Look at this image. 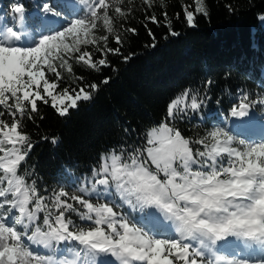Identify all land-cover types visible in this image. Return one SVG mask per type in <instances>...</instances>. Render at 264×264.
Masks as SVG:
<instances>
[{"label":"snow or ice","instance_id":"snow-or-ice-1","mask_svg":"<svg viewBox=\"0 0 264 264\" xmlns=\"http://www.w3.org/2000/svg\"><path fill=\"white\" fill-rule=\"evenodd\" d=\"M130 2L63 0L62 11L43 0L30 23L18 0L11 5L17 23L0 26V264H264V135L245 136L228 124L231 117L243 125L257 112L264 122V91H241L224 123L194 139L161 122L145 132L143 150L102 154L70 191L60 185L44 195L30 179L34 171L22 168L34 147L25 121L43 119L38 102L64 117L92 99L97 84L70 89L61 82L84 79L74 65L96 72L110 66L108 54L119 55L127 33H137L120 23ZM142 2L151 8L154 0ZM195 4L208 15L205 0ZM184 12L194 27L193 11ZM206 99V91L185 90L168 104L166 119L198 113ZM124 205L140 216L121 211Z\"/></svg>","mask_w":264,"mask_h":264},{"label":"trees","instance_id":"trees-1","mask_svg":"<svg viewBox=\"0 0 264 264\" xmlns=\"http://www.w3.org/2000/svg\"><path fill=\"white\" fill-rule=\"evenodd\" d=\"M16 2L0 0V19L8 26L17 23L11 11ZM42 2L23 0L30 23L38 19L36 5ZM52 3L68 11L63 0ZM164 3L166 6H159L160 0H154L151 8L140 0L126 3L124 7L130 12L120 23L137 33H127L121 53H109L110 66L99 72L74 65L76 75L84 79L61 82L70 89L97 84L92 99L79 101L64 117L38 102L43 119L25 121L34 147L22 168L34 171L30 179L37 181L42 194L51 195L60 185L70 191L77 186L74 181L83 183L104 153L121 148L126 152L143 150L145 132L161 122L174 124L182 135L194 139L212 127L217 116H228L231 102L241 91L252 95L264 91V0H205L207 16L195 11V0ZM185 7L193 11L194 27L187 25ZM32 11L37 15H29ZM152 15L160 23L147 19ZM172 31L179 35H172ZM110 46L116 47L114 42ZM185 90H199L200 95L206 91L205 105L198 113L189 110L179 119H166L168 104ZM45 136L49 139H43ZM52 137H58V143L52 144ZM193 148L202 150L201 145ZM71 218L85 224L75 214Z\"/></svg>","mask_w":264,"mask_h":264},{"label":"rangeland","instance_id":"rangeland-1","mask_svg":"<svg viewBox=\"0 0 264 264\" xmlns=\"http://www.w3.org/2000/svg\"><path fill=\"white\" fill-rule=\"evenodd\" d=\"M135 0H131V2H134ZM140 1H142V0H140ZM130 2V3H131ZM29 15H31V16H35V15H37V12L36 11H32V12H30L29 13ZM6 24L5 23H3V21H2V18L0 19V26H5ZM112 41H110V43H111ZM61 72H63V70H61ZM46 75H48V76H51V74H48V73H46ZM64 86H67V85H65V84H61V87H64ZM60 89L58 88L57 89V91H59ZM255 116H256V121L255 122H253L252 121V123L251 124H262V130H261V132L260 133H258L259 135H250V133L248 132V133H245L244 131H242L243 129H244V124L243 125H235V126H237V127H234L233 126V124H232V122L233 121H235V120H233V118H231V117H228V124H229V127L234 131V132H237V133H240V134H242V135H245V136H255V137H258V136H260V135H264V122H262V120H261V113L260 112H257L256 114H255ZM225 117L226 116H217L216 117V120H217V122L215 123V125H220V124H222V123H224V121H225ZM248 123V122H247ZM243 132V133H242ZM154 167V166H153ZM194 167H199V165H196V166H194ZM94 199V198H93ZM117 199V203H120V201H119V198L117 197L116 198ZM103 202V201H102ZM121 211H123V212H126V213H128L129 215H133V216H140V213L139 212H133L132 211V209L131 208H129L127 205H124L123 206V208L121 209ZM162 219V218H161ZM85 223H90V222H85ZM166 221L165 222H163V223H156L155 224V227H157V228H162V227H164V225H166Z\"/></svg>","mask_w":264,"mask_h":264},{"label":"bare ground","instance_id":"bare-ground-1","mask_svg":"<svg viewBox=\"0 0 264 264\" xmlns=\"http://www.w3.org/2000/svg\"><path fill=\"white\" fill-rule=\"evenodd\" d=\"M252 121L253 122L256 121V116H254L253 119L250 122L244 124L245 126H244V129L242 131H244L245 133L249 132L250 135H256L257 136V135H259L258 133H260L261 130H262V124H259V123L258 124L257 123L256 124H251ZM232 124H233L234 127H237L235 125H239L240 126V122L239 121H233Z\"/></svg>","mask_w":264,"mask_h":264}]
</instances>
